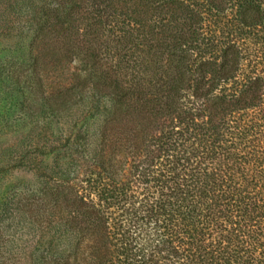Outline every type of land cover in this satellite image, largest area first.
Instances as JSON below:
<instances>
[{
    "label": "trees",
    "instance_id": "trees-1",
    "mask_svg": "<svg viewBox=\"0 0 264 264\" xmlns=\"http://www.w3.org/2000/svg\"><path fill=\"white\" fill-rule=\"evenodd\" d=\"M11 1L0 264H264V0Z\"/></svg>",
    "mask_w": 264,
    "mask_h": 264
},
{
    "label": "rangeland",
    "instance_id": "rangeland-1",
    "mask_svg": "<svg viewBox=\"0 0 264 264\" xmlns=\"http://www.w3.org/2000/svg\"><path fill=\"white\" fill-rule=\"evenodd\" d=\"M7 2H8V4L10 5V3L12 2L11 0H0V7H5V5L7 4ZM0 10L4 13V15H7V11H6V8H0ZM8 15H7V19H8ZM7 22V21H6ZM6 22L5 23H3L2 21L0 22V24L2 25H5L6 24ZM2 25V26H3ZM0 31H1V28H0ZM8 34V33H7ZM6 34V38H4V39H0V42H1V44L2 43H5V42H10V41H12V40H14V38H16V36H17V31H15V32H12V33H10L9 35H7ZM1 97V96H0ZM2 101V100H1ZM3 103H4V101H2ZM1 114V113H0ZM20 143V136H17L16 134H13V135H8V136H5V137H3V138H1L0 139V149H9V148H11V147H13V146H15V147H18L16 144H19ZM82 170H84V168L83 169H81L80 170V173H82ZM16 179H17V177H16V175H15V173H12V174H10V175H8V176H5V181L7 182V185L9 184V183H13V182H15L16 181Z\"/></svg>",
    "mask_w": 264,
    "mask_h": 264
}]
</instances>
